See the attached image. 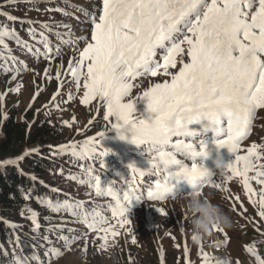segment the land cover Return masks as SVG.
Masks as SVG:
<instances>
[{
	"label": "snow or ice",
	"instance_id": "6c2138e0",
	"mask_svg": "<svg viewBox=\"0 0 264 264\" xmlns=\"http://www.w3.org/2000/svg\"><path fill=\"white\" fill-rule=\"evenodd\" d=\"M18 2L28 0H6L9 6ZM63 2L83 13L85 20L80 23L89 24L90 29L81 28L79 31L90 32V35H77L70 23L54 17L43 22L20 20L10 12L0 10V16L8 21L19 20L21 24H28L26 32L34 42L21 38L15 28L0 24V54L10 53L8 40L14 41L25 54L49 62V66L43 69V77L51 80L50 64L64 54L61 44L76 49L78 58L68 61L67 71L77 88L80 87V78H84L83 103L88 104L97 97L104 101L107 106L104 118L115 117L116 123L112 127L117 130L119 138L149 145V150L157 153L150 162L152 166L168 173L163 182L150 187L149 198L162 200L169 194H176L174 180L198 179L200 183L195 185L198 188L211 182L214 173L197 162L188 166L166 149L174 148L193 161L198 157L205 158L209 150L207 144L202 142V150L198 151L196 146L182 139H177L175 144L172 141L175 137L192 138L211 130L216 137H225L213 141L217 147L227 146L233 153L239 150L256 110L264 109V0H94L91 9L74 5L71 0ZM45 11L60 13L63 17L74 15L59 6ZM76 19L79 21L78 16ZM48 34L54 35L60 44L53 45ZM81 43L84 44L82 50L79 48ZM185 43L189 62L183 63L179 71L171 75L170 82L156 83L143 93L140 99L145 101L146 107L141 113L142 118L135 117L136 103L124 102L133 87L132 81L148 74L155 77L161 68L165 73L170 67L176 68V56L185 51L181 47ZM158 52L163 63L157 60ZM3 59L5 72L20 73L28 68L17 56L3 55ZM85 66L86 73L82 71ZM63 69L64 64L60 63L56 68V80H61ZM36 76L39 77L40 73L37 72ZM15 79L16 75H13L12 80ZM18 88L19 85L11 91ZM194 124L201 127H191ZM97 136L103 137L104 133H97ZM60 150L88 159L96 154L97 141L90 137L80 143L61 145ZM252 154L250 149L249 155H236L235 161L224 165V169L227 167L233 174L243 177L250 198L253 189L248 185V172L254 168L250 160ZM27 155L30 153L25 152L24 156ZM24 156L0 160V167L18 166ZM241 163L242 167H237ZM259 175L264 176V172ZM227 178L230 180L232 176ZM32 179L36 177L32 176ZM259 182L264 183V180ZM213 186L219 187L217 184ZM108 194L115 200L113 214L121 217L128 210L127 205L140 201L132 191L122 198L111 190ZM28 198L27 195L24 197ZM259 205V215L264 217V190ZM49 207L55 212L65 210L73 218H83L90 228L107 222L106 218L89 222V213L79 202L50 203ZM32 219L35 221V214ZM60 227L56 225L48 231ZM102 231L106 238L110 229ZM111 234L117 235L115 231ZM43 239L48 241L47 236ZM58 239L66 238L61 236ZM248 250L252 252L251 248ZM252 255L256 256L258 264H264V259L255 252ZM23 264H27V260Z\"/></svg>",
	"mask_w": 264,
	"mask_h": 264
},
{
	"label": "rangeland",
	"instance_id": "374dc122",
	"mask_svg": "<svg viewBox=\"0 0 264 264\" xmlns=\"http://www.w3.org/2000/svg\"><path fill=\"white\" fill-rule=\"evenodd\" d=\"M91 1L94 0H71V3L89 9L86 2ZM57 6L66 8L74 15L63 17L60 13L45 11L47 8ZM1 9L23 20L43 22L54 17L56 20L70 23L77 35H90V32L79 31L81 28L90 29L89 24L80 23L85 20L83 13L68 7L63 0H28L18 2L15 6H9L6 0H0ZM77 16L79 21L76 19ZM24 25L29 27L26 23ZM36 27L39 28V25ZM17 31L21 38L34 43L26 31ZM48 35L53 45H56L54 42L57 41L60 44L54 35ZM8 44L11 52L6 54L24 60L28 68L20 73L9 72L0 76V100L4 117L14 111L17 112L19 120L27 121L30 126L35 120L41 123L46 120L55 130L49 143L26 146L24 153H30L32 149H39L42 153L47 146L60 152L61 145L80 143L90 137L104 146L112 137L119 138L117 130L112 127L116 123L115 117H109L107 120L104 118L107 112L105 102L97 97L84 104V78H80V87L77 88L74 78L67 71L68 61L74 57L78 58L76 49L64 51L62 57H57L51 62L52 79L47 80L43 77V69L49 66L48 61L36 60L30 54H25L12 40H8ZM83 47L84 44L81 43L79 48L82 50ZM181 47L185 51L177 54L181 61L176 68L170 67L168 73L161 68L155 77L148 74L132 81L133 87L124 102L136 103L135 117L142 118L141 113L145 110L146 103L140 99L143 93L156 83L170 82L171 75L178 72L177 69L182 67L184 61L189 62L186 54L187 44ZM262 58L264 59V56ZM60 63L64 64V69L61 80L58 81L55 73ZM82 71L86 73V66ZM37 72L40 73L39 77L36 76ZM13 75H16L15 80H12ZM17 85L18 90L11 91L17 88ZM86 128H90L87 133ZM101 132L104 136H97V133ZM121 141L132 144L130 139ZM149 147L147 144H138L137 151L128 159L129 163L124 169L119 165L105 169L98 163L91 162V158L88 163L76 162L73 158L63 156L61 152L60 158L50 160L48 172L42 176L43 188L48 186L78 199L84 210L89 213V222L105 218L107 222L94 224L90 228L83 218H73L70 214L64 213L57 214L58 221L74 231L70 236L63 233L66 239H62L60 245L56 247L53 258L44 263L37 259L34 264H214L216 257L224 255L231 257L232 264H258L252 252L264 259V217L259 215V200L261 191L264 190V183L259 182L264 180V176L259 175L264 172V109L258 114L252 139L243 145L240 153L247 156L250 149L253 153L250 160L254 168L248 172V185L253 189V194L250 198L243 177L233 174L231 169L225 167L223 173L220 169L213 171L215 180L199 191L211 199L212 203L218 204L233 219V227L230 230L214 229L210 235L198 241L191 234L189 213L186 208L187 195L190 193L176 197L167 196L162 200L148 197L150 187L154 188L156 183L146 180L147 176L139 175L142 168L152 166L150 162L157 155L156 152L150 151ZM166 151L175 153L177 150L169 147ZM24 153L20 156H24ZM60 166H64V169ZM237 167H242V163ZM88 168L91 169L90 172L85 171ZM99 170L103 175H99ZM229 175L232 176L230 180L227 178ZM213 184L219 187H214ZM138 185L143 197L134 189ZM109 190L120 198L132 191L140 197V201H133L127 205L128 210L122 217L114 215L115 200L108 194ZM47 213L52 214L50 211ZM33 214L36 216L35 221L32 217H24L20 219L19 229L27 231L28 227L37 225L38 216L32 210L31 215ZM105 228L110 229L106 238L102 231ZM112 231L117 235L113 236ZM249 248L252 252L248 250Z\"/></svg>",
	"mask_w": 264,
	"mask_h": 264
},
{
	"label": "trees",
	"instance_id": "16d2710c",
	"mask_svg": "<svg viewBox=\"0 0 264 264\" xmlns=\"http://www.w3.org/2000/svg\"><path fill=\"white\" fill-rule=\"evenodd\" d=\"M0 24L19 28V22L8 21L3 16H0ZM3 73L4 67L0 66V76ZM53 133L55 130L46 120L43 123L35 120L30 126L27 121L17 118V112L12 111L4 117L0 100V160L20 157L26 146L49 143ZM58 158L60 153L47 146L42 153L30 151L18 166L0 167V264H23L25 260L30 264L35 259L47 262L55 252L53 243L60 241L57 235L60 237L68 231L66 226L48 231L56 226L57 218L47 211L52 210L50 203L71 202V199L63 194H54L51 188H43L41 183L50 160ZM29 174L35 175L36 179L33 180ZM26 195L29 197L27 200L24 199ZM32 210L37 212L40 222L38 227H30V233H27L18 228L19 222L24 217H32ZM44 236L48 241L43 239Z\"/></svg>",
	"mask_w": 264,
	"mask_h": 264
},
{
	"label": "clouds",
	"instance_id": "9594fccd",
	"mask_svg": "<svg viewBox=\"0 0 264 264\" xmlns=\"http://www.w3.org/2000/svg\"><path fill=\"white\" fill-rule=\"evenodd\" d=\"M211 151L209 148L207 157H210ZM200 164L204 167V161ZM216 167L224 170V165L218 159ZM186 181L192 186V191L187 195L186 206L192 236L198 241L210 235L214 229L230 230L233 227V219L218 204L212 203L211 199L201 194V187H195L200 181ZM214 264H232V259L228 255L216 257Z\"/></svg>",
	"mask_w": 264,
	"mask_h": 264
},
{
	"label": "bare ground",
	"instance_id": "6f19581e",
	"mask_svg": "<svg viewBox=\"0 0 264 264\" xmlns=\"http://www.w3.org/2000/svg\"><path fill=\"white\" fill-rule=\"evenodd\" d=\"M87 6L91 9L92 3L91 2H88L87 3Z\"/></svg>",
	"mask_w": 264,
	"mask_h": 264
}]
</instances>
